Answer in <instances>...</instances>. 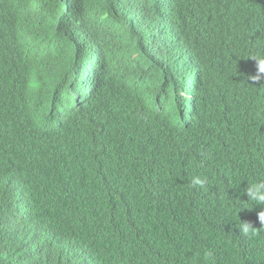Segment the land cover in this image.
<instances>
[{
  "label": "trees",
  "instance_id": "1",
  "mask_svg": "<svg viewBox=\"0 0 264 264\" xmlns=\"http://www.w3.org/2000/svg\"><path fill=\"white\" fill-rule=\"evenodd\" d=\"M148 1L151 26L136 30L126 22V14H137L125 10L128 0H6L0 62L17 63L0 68V175L29 167L22 163L27 136L34 137L45 100L70 71L73 45L89 32L118 64L125 65L131 51L148 54L144 77L152 85L162 81L161 71L174 83L194 71L205 87L188 105L193 119L182 124L172 149H152L150 126L181 125L185 102L171 107L133 92L126 131L101 129L85 106L61 114L50 136L66 131L83 147L109 155L135 141L143 165L155 175L166 165L167 173L156 183L115 193L106 204L112 174L88 160L86 167L95 165V171L69 179L71 191L48 207L30 204L20 221L16 212L0 209V264H256L264 255V228L251 236L238 227L240 220L264 226L262 208L245 192L264 180V85L249 78V55L264 54V0ZM13 39L28 45L13 50ZM195 175L206 178V188L192 186ZM81 199L85 206L78 205ZM61 226L72 236L60 234ZM39 237L65 239V245L54 252L33 244L14 248Z\"/></svg>",
  "mask_w": 264,
  "mask_h": 264
},
{
  "label": "clouds",
  "instance_id": "2",
  "mask_svg": "<svg viewBox=\"0 0 264 264\" xmlns=\"http://www.w3.org/2000/svg\"><path fill=\"white\" fill-rule=\"evenodd\" d=\"M142 1L144 4L140 0H128L125 6V10H133L137 13L133 18L126 14L127 25L133 29L142 26L145 30L152 23V4L148 0ZM157 4L160 6L161 1ZM5 6L6 0H0V11L4 10ZM5 36L0 31V41ZM92 38L93 34L89 32L81 36L73 45V63L70 71L45 100L42 112L32 128L31 133L34 137L27 136L26 157L22 163L29 167L21 170H5L0 175V209L16 212V221L23 219L22 213L30 204L38 202L42 208H46L59 197L70 192L72 187L67 183L69 179L88 178L96 169L95 165L86 167L85 164L90 159L105 164L112 174L106 204L112 201L115 193L128 192L132 187L156 183L167 173L166 165L158 175L153 174L148 166L143 165L140 160L142 153L139 152L135 141L128 145L121 143L119 151L109 155L83 147L66 131H59L58 134L50 136L49 133L55 127L52 123L56 122L61 114H71L76 108L85 106L96 114L97 120L101 123V129L114 125L116 131H126L134 116L133 92L143 99H155L171 107L174 103L185 102L183 122L179 123L181 125L177 122L170 124L169 121H157L150 126L153 128L149 133L155 138L153 150L161 146L172 149L177 142V135L179 129L183 127L182 124L189 123L193 119L191 110L186 109L189 104L192 105L195 102L196 95L205 87L198 81V75L194 71L186 72L182 78L177 79L178 83H174L169 75H164L161 71L162 81L152 85L144 77L149 74L151 65L148 54L131 51L125 65L118 64L103 53V50L93 43ZM12 44L13 50L23 51L28 42L23 39H13ZM249 57L254 58L249 78L264 85V54L257 53ZM16 63V59H8L0 62V68L6 71ZM117 182H120V186H116ZM191 184L204 189L207 180L200 175H195L191 178ZM245 192L253 206L259 205L262 208V211L258 213V219L261 225H264V180L248 185ZM210 193L214 195V191L211 190ZM85 203L81 199L78 205L85 206ZM238 227L241 234L251 236L258 235L259 229L264 228V226L254 227L252 223L241 220L238 222ZM57 231L65 238L72 236L65 227L61 226ZM30 244L39 250L54 252L57 248L64 247L65 239L39 237L31 242L14 245V248L27 247ZM87 250L86 245L81 252H87ZM11 264L21 263L11 260ZM256 264H264V255L259 257Z\"/></svg>",
  "mask_w": 264,
  "mask_h": 264
},
{
  "label": "bare ground",
  "instance_id": "3",
  "mask_svg": "<svg viewBox=\"0 0 264 264\" xmlns=\"http://www.w3.org/2000/svg\"><path fill=\"white\" fill-rule=\"evenodd\" d=\"M165 1V0H164ZM140 2H142L143 4H144V2L142 1V0H140ZM165 4H166V6H167V4H171V3H167V2H164ZM74 5V4H73ZM149 6V5H148ZM163 6V5H162ZM146 68H148V67H146ZM148 70H149V68H148ZM151 72V71H150ZM195 73V72H194ZM92 74H98V73H92ZM190 94L192 95V92H190Z\"/></svg>",
  "mask_w": 264,
  "mask_h": 264
}]
</instances>
